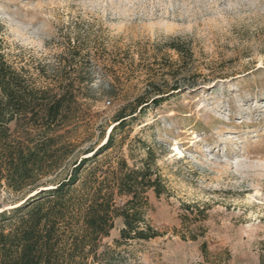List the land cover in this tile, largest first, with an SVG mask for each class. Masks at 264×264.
I'll return each mask as SVG.
<instances>
[{
  "label": "rangeland",
  "instance_id": "1",
  "mask_svg": "<svg viewBox=\"0 0 264 264\" xmlns=\"http://www.w3.org/2000/svg\"><path fill=\"white\" fill-rule=\"evenodd\" d=\"M0 47L30 84L78 97L58 133L70 158L46 189L106 144L119 112L165 93L87 168L102 180L154 152L166 192H147L145 220L159 237L116 249L122 264H264V0H0ZM33 188L0 181V212ZM123 228L117 218L103 244L115 249Z\"/></svg>",
  "mask_w": 264,
  "mask_h": 264
},
{
  "label": "trees",
  "instance_id": "2",
  "mask_svg": "<svg viewBox=\"0 0 264 264\" xmlns=\"http://www.w3.org/2000/svg\"><path fill=\"white\" fill-rule=\"evenodd\" d=\"M176 91L179 88L174 87L172 92ZM152 94L155 98H150ZM164 95L153 89L130 114L119 112L106 144L92 158L76 161L67 181L46 189L38 183L70 158V143L62 142L58 133L75 118L71 113L79 105L78 97L70 84L46 88L30 84L0 47V181L16 193L28 187H34L30 194L36 191L19 206L0 212V264H122L116 249L130 241L159 237L145 220L147 192L158 198L166 192L161 176L153 170L151 148L140 170L123 162L101 180L97 175L90 178L87 168L114 147L115 134L126 127L128 118L151 104L159 105ZM12 124L16 131L23 130L26 140L14 137ZM31 131L38 132L37 138L29 135ZM90 153L93 150L86 154ZM119 198L127 200L119 203ZM117 218L123 219L124 228L114 249L103 242Z\"/></svg>",
  "mask_w": 264,
  "mask_h": 264
}]
</instances>
